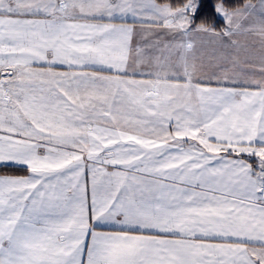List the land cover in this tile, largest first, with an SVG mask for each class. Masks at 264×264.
<instances>
[{"label": "snow or ice", "instance_id": "snow-or-ice-1", "mask_svg": "<svg viewBox=\"0 0 264 264\" xmlns=\"http://www.w3.org/2000/svg\"><path fill=\"white\" fill-rule=\"evenodd\" d=\"M205 6L0 0V264H264V0Z\"/></svg>", "mask_w": 264, "mask_h": 264}, {"label": "trees", "instance_id": "trees-1", "mask_svg": "<svg viewBox=\"0 0 264 264\" xmlns=\"http://www.w3.org/2000/svg\"><path fill=\"white\" fill-rule=\"evenodd\" d=\"M254 1L256 0H253V2ZM230 2L234 4H239L241 0H230ZM204 3L206 6L202 9V18H206L210 22H214L216 18L213 16L212 5L218 3V0H204Z\"/></svg>", "mask_w": 264, "mask_h": 264}, {"label": "crops", "instance_id": "crops-1", "mask_svg": "<svg viewBox=\"0 0 264 264\" xmlns=\"http://www.w3.org/2000/svg\"><path fill=\"white\" fill-rule=\"evenodd\" d=\"M256 1H254V3H255Z\"/></svg>", "mask_w": 264, "mask_h": 264}]
</instances>
